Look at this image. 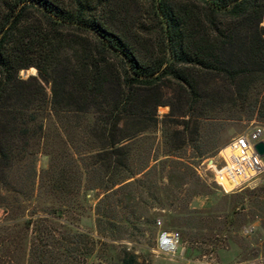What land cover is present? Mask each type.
Listing matches in <instances>:
<instances>
[{
	"label": "trees",
	"instance_id": "obj_1",
	"mask_svg": "<svg viewBox=\"0 0 264 264\" xmlns=\"http://www.w3.org/2000/svg\"><path fill=\"white\" fill-rule=\"evenodd\" d=\"M263 20L264 0H0V242L45 264L47 240L67 228L52 226L59 211L24 207L42 199L36 157L52 128L69 147L71 131L81 135L76 149L92 150L74 153L109 191L139 173L132 146L160 124L157 108L189 117L185 129L200 119L174 113L170 82L180 108L204 100L209 82L233 105L264 108ZM30 68L37 75L21 79ZM119 264L144 263L125 253Z\"/></svg>",
	"mask_w": 264,
	"mask_h": 264
},
{
	"label": "rangeland",
	"instance_id": "obj_2",
	"mask_svg": "<svg viewBox=\"0 0 264 264\" xmlns=\"http://www.w3.org/2000/svg\"><path fill=\"white\" fill-rule=\"evenodd\" d=\"M28 70L27 76L35 73ZM23 72L20 78L27 79ZM206 86L204 100L180 108L175 99L179 88L170 82L174 113L200 119L185 129L180 120L189 117L168 119L169 107L157 108L160 124L132 146L131 166L139 173L109 191L102 189L108 176L74 153L92 150L89 145L76 149L81 135L71 131L74 143L69 147L50 130L47 155L36 157L37 175L44 169L42 199L23 204L26 210L59 211L52 226H67L47 240L52 254L45 264H119L125 253H134L144 264H264V174L256 188L228 193L208 163L212 160L220 169L225 165L220 154L234 137L254 127L264 132V108L251 97L243 107L233 105L226 88L212 82ZM84 163L90 165L89 173L82 169ZM16 181L21 184L18 176ZM35 183L37 190L38 176ZM161 232L179 234L174 254L158 252ZM16 246L10 239L0 242V264H23L27 254Z\"/></svg>",
	"mask_w": 264,
	"mask_h": 264
},
{
	"label": "built area",
	"instance_id": "obj_3",
	"mask_svg": "<svg viewBox=\"0 0 264 264\" xmlns=\"http://www.w3.org/2000/svg\"><path fill=\"white\" fill-rule=\"evenodd\" d=\"M264 132L259 127H254L237 135L228 147L233 153L229 162L218 169L224 171L230 180L234 181L233 190L254 189L259 185L264 174V162L255 149V145L262 141ZM231 190V191H233ZM179 234L176 232H161L157 238V249L161 254H174L178 248Z\"/></svg>",
	"mask_w": 264,
	"mask_h": 264
},
{
	"label": "bare ground",
	"instance_id": "obj_4",
	"mask_svg": "<svg viewBox=\"0 0 264 264\" xmlns=\"http://www.w3.org/2000/svg\"><path fill=\"white\" fill-rule=\"evenodd\" d=\"M232 154L233 153L231 152V149L227 146L222 150L220 155L223 156L227 162H229V157ZM210 168H212L215 172L216 182L221 186V188L225 192L229 193L231 190H233L234 181L230 180L224 171L219 172L213 164H211Z\"/></svg>",
	"mask_w": 264,
	"mask_h": 264
},
{
	"label": "water",
	"instance_id": "obj_5",
	"mask_svg": "<svg viewBox=\"0 0 264 264\" xmlns=\"http://www.w3.org/2000/svg\"><path fill=\"white\" fill-rule=\"evenodd\" d=\"M33 69H34V68H33ZM34 70H35V73H34V74H31V75H29V76H27L28 73H29V70H24V72H23V76H24V77L27 76V78L30 77V76H36V75H37V71H36V69H34ZM255 149H256L258 155H259L260 157L263 158V157H264V142H262V141L258 142V143L255 145ZM212 162H213L212 160H209V161H208L209 164H212Z\"/></svg>",
	"mask_w": 264,
	"mask_h": 264
}]
</instances>
